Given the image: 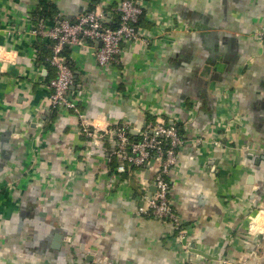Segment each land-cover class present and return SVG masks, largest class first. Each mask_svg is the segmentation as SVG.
Returning <instances> with one entry per match:
<instances>
[{"label": "crops", "instance_id": "1", "mask_svg": "<svg viewBox=\"0 0 264 264\" xmlns=\"http://www.w3.org/2000/svg\"><path fill=\"white\" fill-rule=\"evenodd\" d=\"M120 1L0 0V48L15 53L0 58V264H264V0H143L150 41L124 42L118 63L97 61L100 41L63 51L88 118L136 137L149 121L180 127L168 178L185 242L139 210L159 160L120 170L113 139L52 105L54 41L33 29L92 9L116 25Z\"/></svg>", "mask_w": 264, "mask_h": 264}, {"label": "built area", "instance_id": "2", "mask_svg": "<svg viewBox=\"0 0 264 264\" xmlns=\"http://www.w3.org/2000/svg\"><path fill=\"white\" fill-rule=\"evenodd\" d=\"M117 9L120 17L116 26L106 22L102 11L92 9L75 20L63 19L53 26L41 22L33 29L34 34L48 36L54 41L53 54L49 61L58 71L49 83L52 88V105L76 113L80 117L83 131L90 139H113V153L125 160V163L119 166L120 170L126 169V163L143 169L153 158L159 160L153 176L155 192L146 196L147 203L139 210L170 221L179 240L185 242L190 235V229L170 198L172 185L168 178L169 172L178 163L180 148L185 143V137L180 133L179 127L149 121L140 131V136L136 137L127 123H115L106 116H101V121L88 118L72 95L74 72L63 55L65 45L77 46L87 39L100 41L101 46L97 49L96 57L97 61L105 66L119 62L124 42L149 43L148 37L142 35L139 30V22L145 11L143 0H121ZM256 34L264 39V27L259 28ZM259 230L261 226L258 220L252 217L249 231L256 234ZM184 247L189 250L186 243Z\"/></svg>", "mask_w": 264, "mask_h": 264}, {"label": "trees", "instance_id": "3", "mask_svg": "<svg viewBox=\"0 0 264 264\" xmlns=\"http://www.w3.org/2000/svg\"><path fill=\"white\" fill-rule=\"evenodd\" d=\"M54 8H55V6L53 5V4H48V3H45V2H42V9H40L39 11H40V13H42V14H44V15H46V16H49L50 14H51V12H53L54 11ZM119 23V22H118ZM117 25V24H116ZM116 25H111V26H116ZM42 45L41 44H36V47L39 49L40 47H41ZM47 45H45V47H46ZM68 45H65L64 46V49H63V51L65 52V50L67 51V49H68ZM40 51H41V49H40ZM41 55V54H40ZM69 64V63H68ZM174 125H177V124H174ZM179 127V126H178ZM179 130H180V133L182 134V132H181V129H180V127H179ZM183 135V134H182Z\"/></svg>", "mask_w": 264, "mask_h": 264}, {"label": "clouds", "instance_id": "4", "mask_svg": "<svg viewBox=\"0 0 264 264\" xmlns=\"http://www.w3.org/2000/svg\"><path fill=\"white\" fill-rule=\"evenodd\" d=\"M14 56H15L14 52H8V51H5L4 49L0 48V58L12 60L14 58ZM261 215H264V213H262Z\"/></svg>", "mask_w": 264, "mask_h": 264}]
</instances>
